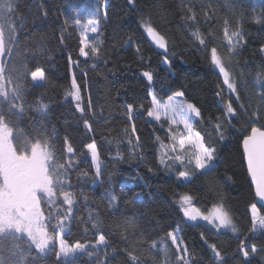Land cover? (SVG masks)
Returning <instances> with one entry per match:
<instances>
[{
  "label": "trees",
  "instance_id": "16d2710c",
  "mask_svg": "<svg viewBox=\"0 0 264 264\" xmlns=\"http://www.w3.org/2000/svg\"><path fill=\"white\" fill-rule=\"evenodd\" d=\"M13 2H18V11L9 17L18 28V46L13 51L23 54L16 62L26 61L29 68L25 79L27 106L18 124L33 138L41 125L48 135L54 128V144L62 159L68 155L65 137L74 148L72 156L79 163L69 169L68 180L76 200L71 214L65 211L67 206L62 199L57 201L62 206L61 215L66 218L63 233L55 229V234L57 238L62 235L69 246L88 245L78 257L65 261L59 256L56 239L38 264H125L124 249L137 243L139 231L153 239L164 236L168 230L176 231L193 254L194 264H214L213 254L201 240L202 233L226 254L228 264L242 259L237 249L245 235L249 237V246L254 243L264 250V233L250 232L251 204L255 203L264 215V207L254 196L241 147V138L250 128L246 117L239 112L235 95L229 92L218 70L210 63V49L216 47L224 57L228 39L235 41L231 33L241 31L243 39L227 66L237 80L241 101L247 104L251 97L255 106L258 87H264L255 83L257 74L264 71V51H261L264 49V0H136L135 7L128 0ZM41 3L43 9L39 7ZM189 6L195 10L196 22L186 27L180 19L181 9ZM149 17L157 31L166 37L167 54L156 49L147 36L141 20ZM89 19L99 23L100 31L89 37L90 44L97 39L102 41L98 59L90 47L86 49L87 58L79 55L80 39L85 35ZM22 20L24 27L20 28ZM225 21H228V37L224 32ZM196 28L205 45H200L192 36ZM41 42L46 46L43 53L36 51ZM69 56L79 61L78 67L69 66ZM4 59L11 63L13 57ZM165 59L169 61L168 68L163 66ZM37 67L44 69L47 83L31 81L30 71ZM145 71L153 75L151 85L143 76ZM73 75L81 86L86 110L89 101L92 105L85 116L75 111L70 98H65ZM178 91L184 93V101L195 104L201 111V116L192 121L193 131L200 132L205 143L216 149L214 170L209 169L207 173L194 170V164L187 162L181 165L167 161V168L159 163L165 153L176 154L171 152L173 141L169 129L177 135L184 129L166 119L156 121L147 116V111L152 108V95L163 105ZM229 100L238 110L237 116L230 119L224 112ZM37 103L48 105L46 113L36 110ZM128 105L134 109L133 121L125 114ZM217 117L223 125V139L215 130ZM84 118L91 123V132L84 127ZM133 124L135 134L131 131ZM93 141L99 153V177L86 148ZM190 151L186 146L185 153L180 154ZM181 170L191 173L189 180L177 179ZM183 195H190L192 206L203 214L210 212L222 198L241 232L216 231L203 220L188 222L179 203ZM42 208L46 215L55 217V207L50 209L45 204ZM96 218L102 223L93 228ZM129 220L136 223L137 233L124 231ZM99 234L105 235L107 245L96 243ZM167 243L170 264H175V247L170 240ZM139 246L147 248V245ZM162 247L158 245V249ZM88 252L93 255H87ZM145 257L146 264H152V257L163 264L164 254L159 250H151ZM252 264H264V257L253 258Z\"/></svg>",
  "mask_w": 264,
  "mask_h": 264
},
{
  "label": "snow or ice",
  "instance_id": "6c2138e0",
  "mask_svg": "<svg viewBox=\"0 0 264 264\" xmlns=\"http://www.w3.org/2000/svg\"><path fill=\"white\" fill-rule=\"evenodd\" d=\"M128 4L132 7L136 6V0H128ZM43 9V4H40ZM18 11V2L13 0H0V264H38L43 260L49 250V246L57 239L55 229H59L63 233V225L65 218L61 215L62 206L57 203L62 199L63 205L67 208L65 211L71 214L73 205L76 200L72 185L68 180L69 169L78 166V161L72 156L74 148L65 137V151L67 157L61 158L54 144L56 130H51V135L47 134V130H37V135L33 138L25 133L23 128L18 124L19 119L25 112L27 102L25 99V79L29 74V68L26 61L16 62V59L23 55L20 52L13 51L14 46H18L16 33L18 28L10 15ZM181 21L186 27H190V22H196V13L193 7L181 9ZM47 11H43L46 18ZM207 15V14H206ZM26 19V18H25ZM254 22H260L255 20ZM80 21L77 20V24ZM145 31L151 37L156 46L167 51L166 37L162 35L154 27L151 18L141 20ZM225 36H229L228 21H225ZM88 26L92 33L100 31L98 22L89 19ZM24 27V21H21L20 28ZM192 36L200 45H205L206 41L196 28L192 31ZM233 39H228L227 54L222 57L216 47L210 49V63L218 70L219 75L223 78V84L227 86L229 92L236 97L239 105V112L242 113L248 122L250 131L246 130L241 138V147L244 160L246 161L247 173L254 186V196L264 203V87H258V101L253 107L252 98L249 97L248 103L241 101L238 92V83L233 78L228 68V64L233 59L234 53L239 42L243 39L241 31L231 33ZM43 38H41V41ZM101 43L97 39L94 43H89V38L82 34L80 39L79 55L87 58L89 53L87 48H91V53L97 59L101 55ZM45 44L41 42L36 51L43 53ZM264 51V49H261ZM13 57L11 63L4 57ZM227 61V63L225 62ZM69 66H79V61H74L71 56L68 57ZM168 64L167 59L164 60ZM143 76L147 79L149 85L153 82V75L145 71ZM32 82L47 83V77L42 67H37L30 71ZM243 79L241 83H243ZM70 90L65 93V98H70L75 105V111L85 116L86 111H91V102L89 101L87 110L83 104L81 86L77 83L75 75L71 78ZM255 83L257 86H264V71L257 74ZM150 95H152L150 93ZM183 92H176L175 97H183ZM221 95V93H217ZM174 98H169L167 103L161 105L155 95H152V108L147 111V116L159 121L163 112L173 125H183L184 132L179 135L170 132V138L173 141L171 152L175 155L165 153L159 159V163L167 168V161H176L183 165L185 162L194 164V170L201 173H207V170L213 169V162L216 159V149L210 144L205 143L204 137L200 132L193 133V125L191 117L199 118L201 116L200 109L193 103L187 101L173 102ZM35 108L38 112L44 114L48 110L46 103H37ZM134 109L132 105L126 108V116L129 121H133L132 115ZM224 112L230 119L236 117L238 110L233 106L231 100L224 105ZM217 123L215 130L223 139V125L219 122L220 117L216 118ZM83 125L88 131H92V125L87 118L83 119ZM131 131L135 134V125H132ZM186 133V134H185ZM127 134V129H125ZM137 141L139 137L136 138ZM111 143V141H109ZM131 143V140H129ZM164 145H162L163 147ZM186 146L191 151L185 153ZM88 152L91 154L93 163L96 164V175L100 176L99 153L95 141L86 145ZM177 148L179 152H177ZM149 171H152L149 168ZM86 175V173H83ZM191 173L188 170L178 172L177 179L189 180ZM229 179H231L229 177ZM116 197L113 196L112 200ZM180 208L182 214L189 221H197L198 219L206 221L213 229L219 231L226 229L233 234H239L241 230L234 222L231 212L224 206L223 200L214 204L211 211L203 214L198 208L192 206V197L183 195L180 197ZM47 205L50 209L55 207L56 215H46L42 205ZM251 234L258 231L264 233V215H260L255 203L251 204ZM55 220V224L52 221ZM99 218L93 223V228L101 225ZM50 228L52 231H50ZM125 232L137 233L138 228L134 221L129 220L124 225ZM127 239V237H125ZM249 237L245 235L240 241L237 249L242 259L234 261L233 264H252V259L261 256L264 257V250L258 249L253 243L249 246L247 243ZM175 247V264H194L193 254L190 253L186 242L177 234L176 231L168 230L165 235L158 239H153L139 231L137 243L125 248L127 261L125 264H146L145 253L151 250H159L164 254L163 264H170V249L167 241ZM201 240L207 245L214 257V264H228L226 254L222 253L216 243H210L206 236L202 233ZM98 245H107L104 234H99L96 241ZM139 245H147V248ZM158 245H163L158 249ZM7 251V256H5ZM33 251L35 255H33ZM76 251L84 252L85 248L81 244L71 247L65 244L62 235L59 236V254L67 257L70 253ZM116 251L115 248L112 249ZM87 255L92 256V252ZM31 258V259H29ZM75 264V262H73ZM152 264H161L159 260L152 257Z\"/></svg>",
  "mask_w": 264,
  "mask_h": 264
},
{
  "label": "rangeland",
  "instance_id": "374dc122",
  "mask_svg": "<svg viewBox=\"0 0 264 264\" xmlns=\"http://www.w3.org/2000/svg\"><path fill=\"white\" fill-rule=\"evenodd\" d=\"M98 25H99V23H98ZM84 30H85V35L89 38L90 35L92 34V32H91V30H90V26H86V27L84 28ZM147 36H148V34H147ZM148 38L151 40V42H152L153 45L156 47V49H159V50H161L163 53L167 54L168 49H167V51H165L164 49H160V48H158V47L156 46L154 40H153L151 37H149V36H148ZM166 45H167V42H166ZM3 59H4V58H3ZM163 66L166 67V68H168V67H169V63H168V64L163 63ZM34 83H35V84H40V83H42V82H34ZM170 98H174L173 102H177V101L182 102V101H184L182 97H175V95L171 96ZM168 100H169V99H168ZM168 100H167V101H168ZM167 101H166L165 103H167ZM189 103H190V102H189ZM196 118H197V117L193 116V117H191V120L193 121V120L196 119ZM153 119H154V118H153ZM161 119H166V120H168V121L170 122V119H169V118H168L163 112L161 113ZM154 120H155V119H154ZM156 121H157V120H156ZM159 121H160V120H159ZM170 123H171V122H170ZM179 126H183V125H179ZM193 133H195V132L193 131ZM99 168H100V166H99ZM95 170H96V164H95ZM210 210H211V209H210ZM257 210H258V213L260 214L258 208H257ZM260 215H261V214H260ZM220 230H226V229H220ZM57 239H58V250H59V237H58ZM65 244H66V243H65ZM67 245H68V244H67ZM81 245H82V244H81ZM74 246H75V245H74ZM74 246H71V247H74ZM83 246H84L85 251H86L88 245H83ZM85 251H84V252H85ZM81 253H83V252L76 251V252H74V253H70L67 257H64L63 255H60V254H59V256H60V258H61L62 260L68 261V260H71V259H73V258L78 257V255L81 254Z\"/></svg>",
  "mask_w": 264,
  "mask_h": 264
},
{
  "label": "water",
  "instance_id": "95a60500",
  "mask_svg": "<svg viewBox=\"0 0 264 264\" xmlns=\"http://www.w3.org/2000/svg\"><path fill=\"white\" fill-rule=\"evenodd\" d=\"M259 204H260V206H263L264 207V203H262V202L259 201ZM187 221L190 222V223H197L198 221H200V219H198L197 221H189V220H187Z\"/></svg>",
  "mask_w": 264,
  "mask_h": 264
}]
</instances>
